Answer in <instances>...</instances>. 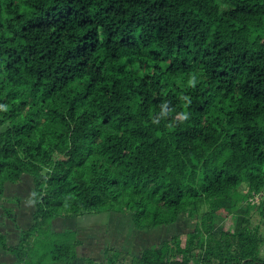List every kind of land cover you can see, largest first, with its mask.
Here are the masks:
<instances>
[{"label": "trees", "instance_id": "1", "mask_svg": "<svg viewBox=\"0 0 264 264\" xmlns=\"http://www.w3.org/2000/svg\"><path fill=\"white\" fill-rule=\"evenodd\" d=\"M263 27L264 0H0V197L24 178L34 189L33 222L16 244L0 226V251L264 264V196L249 199L264 195ZM102 211L160 242L130 261L113 245L81 255L78 218Z\"/></svg>", "mask_w": 264, "mask_h": 264}, {"label": "rangeland", "instance_id": "2", "mask_svg": "<svg viewBox=\"0 0 264 264\" xmlns=\"http://www.w3.org/2000/svg\"><path fill=\"white\" fill-rule=\"evenodd\" d=\"M264 28V27H263ZM259 32H264L260 30ZM248 186L244 184L241 187L242 192H246ZM33 196H34V189H33V182L32 179L24 178L23 181L19 184H13L7 192L6 196L0 197V224L1 226H11L12 218L11 214L19 212L18 224L24 227L30 226V223L33 222L31 213L34 207L33 204ZM263 194H258L254 197H250L251 201L259 202V200L263 199ZM112 212V211H111ZM109 212L102 211V212H95L90 214L81 215L78 218V222L81 225H96L95 227L96 233V242L97 244H87V247L82 246L80 247V252L85 254H93L97 258H103V247L106 244H115L118 245L120 248H125L128 243H131V247L129 248L131 252L135 251L133 245V220L130 214H124L121 212ZM252 219L253 225H260V236L264 238V218L262 219L260 213L257 210H252ZM182 219L178 224V227L181 231H187L192 228L195 223L196 218H191L184 213L182 215ZM261 219L263 222H261ZM234 218L228 217L225 220V224L227 228H231L233 226ZM62 224V221H58L55 223V226H59ZM107 227V233L103 232V229ZM149 235V233H147ZM128 238L131 240L127 242ZM133 239V240H132ZM154 239V238H153ZM160 239V238H159ZM91 240V239H90ZM139 239H137L138 241ZM143 243L144 239H140ZM152 240V239H150ZM157 239H155L156 241ZM145 245V243H144ZM137 247V246H136ZM117 249V248H116ZM129 252V250H128ZM130 253V252H129ZM259 255L264 257V242L261 244Z\"/></svg>", "mask_w": 264, "mask_h": 264}, {"label": "crops", "instance_id": "3", "mask_svg": "<svg viewBox=\"0 0 264 264\" xmlns=\"http://www.w3.org/2000/svg\"><path fill=\"white\" fill-rule=\"evenodd\" d=\"M109 212H111V211H107V213H109ZM11 222H12L11 226H7V227L2 226V227L4 228L3 229L4 232H6L8 234V238L10 240V243L16 244L17 240L20 238V237H18V234L21 232V228H25V227L21 226V225H17L15 223V221L13 220V218H12ZM62 226H63V224L59 225L58 227L54 226V229H60V227H62ZM98 226H99L98 224H96V225H81L80 224V227H78V235L82 240V242L80 243V245L78 247V251L81 255L92 256V257L96 258L97 260H102L105 257V252H106L107 248L109 246L113 245V247H115V249L117 248V250H121L124 252V256H125L126 261H130L133 253H138L145 246L160 242L159 230L152 229L149 232H140V231H137L136 228L134 227L133 245H136L137 247L134 246L135 251H133V253L129 249L131 247V243L129 242L131 240L130 238H128L127 242H129V243L125 248H120V247H118V245H115L112 243L106 244L105 247L102 248L103 249V258H97L93 254L81 253L79 250L80 247H82V246L87 247V244H92V243H93V245L97 244L96 237H95V233H96L95 227H98ZM107 231H108L107 227L103 229L104 233H107ZM147 233H149V235ZM137 239H139V240L137 241ZM140 239H144L143 243ZM150 239H152V240H150ZM155 239H157V240L155 241ZM144 243H145V245H144ZM128 250L130 253L128 252ZM0 262H2L3 264H19L22 261L18 260L16 255L12 251L1 250L0 251Z\"/></svg>", "mask_w": 264, "mask_h": 264}, {"label": "bare ground", "instance_id": "4", "mask_svg": "<svg viewBox=\"0 0 264 264\" xmlns=\"http://www.w3.org/2000/svg\"><path fill=\"white\" fill-rule=\"evenodd\" d=\"M167 1H168V0H167ZM217 5H218V4H217ZM218 9H219V8H218ZM226 10H227V9H225V11H226ZM221 11H223V10H221ZM225 11H224V12H225ZM7 12H8V11H7ZM9 12H10V11H9ZM6 14H7V13H6ZM232 14H234V13H231L230 15H232ZM7 15H9V14H7ZM12 15H13V14H12ZM14 15H15V14H14ZM234 19L238 20L237 18H234ZM234 22H235V21H234ZM235 24H236V22H235ZM235 24H234V25H235ZM226 26H228V25H226ZM11 40H12V38H11ZM13 42H14V41H13ZM17 46H18V45H17ZM216 62H217V61H216ZM247 74H248V73H247ZM247 74H245V75H247ZM248 75H249V74H248ZM252 76H253V75H252ZM209 136H210V135H209ZM234 136H236V137H237V135H236V134H235V135H233V137H234ZM231 137H232V136H231ZM236 137H235V138H236ZM235 138H233V139H235ZM237 138H238V137H237ZM237 138H236V139H237ZM240 138H241V137H240ZM211 139H212V140H210L211 142L209 141V142H210V144H211V143H213V142H212V141H213V139H214V140H216L214 137H211ZM207 140H208V139H207ZM217 140H218V139H217ZM218 141H219V140H218ZM206 142H208V141H206ZM216 142H217V141H216ZM216 142H215V143H216ZM204 146H209V143H208V145H207V144H205Z\"/></svg>", "mask_w": 264, "mask_h": 264}]
</instances>
